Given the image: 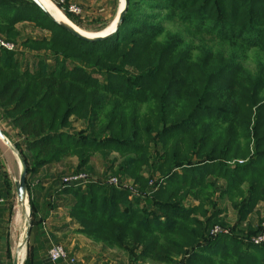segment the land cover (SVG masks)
Instances as JSON below:
<instances>
[{
	"label": "trees",
	"instance_id": "1",
	"mask_svg": "<svg viewBox=\"0 0 264 264\" xmlns=\"http://www.w3.org/2000/svg\"><path fill=\"white\" fill-rule=\"evenodd\" d=\"M0 36L19 46L0 49V113L27 164L32 228L61 197L77 234L130 264H264L251 242L264 232L251 219L264 204V0H129L99 42L32 0H0ZM96 157L129 187L102 182ZM72 158L86 186L33 194L32 176Z\"/></svg>",
	"mask_w": 264,
	"mask_h": 264
},
{
	"label": "crops",
	"instance_id": "2",
	"mask_svg": "<svg viewBox=\"0 0 264 264\" xmlns=\"http://www.w3.org/2000/svg\"><path fill=\"white\" fill-rule=\"evenodd\" d=\"M73 1L85 6V20L98 21L107 26L117 19L122 7L121 0ZM0 128L15 147L13 134L16 132L3 119L1 113ZM74 159L69 160L74 161ZM69 160L47 167L39 175L32 176L30 181L33 185V194L44 197L51 188H58V167L65 165ZM76 165V162H73V169H71L73 172H75ZM20 173L21 164L17 153L0 138V264H14L17 257H19V264H24L28 254L33 255L34 264H49V250L56 244L63 245L70 255L77 257L80 264H118L114 256L122 257V253L104 250L85 236L77 234L76 226H70L69 219H63L62 215L65 212L62 214L61 210L64 208V199L61 197H59L60 203L57 208L43 209L41 216L45 217V222L42 226L32 228L30 221L28 240L23 247V243L19 242V237L22 234V239L26 238L27 231L24 232V237V233L21 232L24 224L23 215H26V212L18 205L17 196ZM28 195V202H30V193ZM54 200L55 198L51 202ZM28 204L30 206V203Z\"/></svg>",
	"mask_w": 264,
	"mask_h": 264
},
{
	"label": "rangeland",
	"instance_id": "3",
	"mask_svg": "<svg viewBox=\"0 0 264 264\" xmlns=\"http://www.w3.org/2000/svg\"><path fill=\"white\" fill-rule=\"evenodd\" d=\"M51 3H53L55 6H56V8L60 11V13L63 15V17L68 21V23H72L79 31H81L82 33H84L85 35H87V36H98V35H104V34H106V33H108V31L112 28V26L114 25V23H115V21L110 25V26H108L106 29H104L103 31H100V32H97V31H95V30H92V28H94V29H96L97 27H99L100 26V24H98V23H93L92 21H90V20H85L84 19V16H85V6L84 5H80V4H78L82 9H83V13H84V15L82 16V15H76V16H79L81 19H82V22H83V26L81 27V26H78L77 24H75L73 21H71V19H69L68 18V16H66L64 13H63V11L61 10V8L58 6V4H57V0H49ZM73 2H75V1H73ZM76 3V2H75ZM29 26H31V28H29V27H27V32L29 33V34H32V33H34L35 35L36 34H38L39 33V31H33V29H32V25H29ZM1 38H3V39H5V40H7L6 38H4L3 36H0ZM12 43H14V44H17L18 45V43H15V42H12ZM252 63H250V66L252 67V65H251ZM83 127V125L82 124H76V129H81ZM13 137H14V139H15V141L16 140H18V137H17V135L16 134H13ZM73 162H76V164H77V160L76 159H74V161L73 160H69L65 165L64 164H62L63 166H60V168L58 167V172H59V175L57 176V178L59 179V178H62L63 176H65V175H70V174H73L74 172L71 170V169H73ZM94 165H95V169H96V173L99 175V176H104L103 174L104 173H102V172H105L106 171V164L103 162V160L101 159V157H96L95 158V160H94ZM63 175V176H62ZM112 177V175H109L108 174V176L105 174V179H107L108 177ZM223 205H224V207H226L227 208V214H228V216H229V219H230V221H232V222H235V220H236V212L233 210V208L231 207V205L229 204V203H226V204H224L223 203ZM61 212H62V214L64 213V212H66V210L63 208L62 210H61ZM24 216V224H23V226H22V232L21 233H26V231H27V227H29V223H30V221H31V219H29L25 214L23 215ZM62 216H64V215H62ZM251 219H252V223L254 224V226H258L259 225V223L260 222H262L261 224H263L262 226H264V204H261L259 207H258V209H257V212H255L254 214H253V216L251 217ZM25 233H24V237H25ZM23 238V235L22 234H20V237H19V242L21 241V243H23V240L25 239H22ZM120 253V252H119ZM114 258L115 259H117V262H118V264H130V263H128L129 262V260H128V258L125 256V255H123L122 257H120V256H114ZM128 261V262H127Z\"/></svg>",
	"mask_w": 264,
	"mask_h": 264
},
{
	"label": "built area",
	"instance_id": "4",
	"mask_svg": "<svg viewBox=\"0 0 264 264\" xmlns=\"http://www.w3.org/2000/svg\"><path fill=\"white\" fill-rule=\"evenodd\" d=\"M60 5H66L68 4V10L69 12L75 14V15H82L83 9L75 2H69V0H57L56 1ZM0 49L7 50V51H18L19 46L7 41L0 37ZM91 181L90 177L86 174H70L65 175L62 177L60 181V185L62 186H86L87 183ZM102 182L108 185L116 186L118 188H128V183H122L117 177H109L107 179H102ZM222 232V229L220 227H217L214 231V233H220ZM251 242L255 245H261L264 244V232L255 235L253 238H251ZM48 260L49 264H80L77 257L72 256L68 253L66 248L63 245L56 244L54 245L48 253Z\"/></svg>",
	"mask_w": 264,
	"mask_h": 264
},
{
	"label": "water",
	"instance_id": "5",
	"mask_svg": "<svg viewBox=\"0 0 264 264\" xmlns=\"http://www.w3.org/2000/svg\"><path fill=\"white\" fill-rule=\"evenodd\" d=\"M34 3H36L46 14H48L55 22L60 24L62 27H64L66 30H68L71 34L74 36L88 41V42H99L102 40L107 39L108 37L112 36L117 32L119 27L124 21L125 14L127 12L128 6H129V0H121L122 1V7L119 12V15L117 19L115 20V28L113 31L106 33L104 35H99V36H87L83 34L81 31H79L72 23H67L63 21H59L55 16L39 1V0H32ZM0 138L9 146L11 147L14 152L17 153L20 164H21V173H20V180L17 184V196H18V205L21 207H24L27 203H29V190H28V168L25 160L20 156L18 151L13 147L12 143L9 141V139L5 136L3 130L0 128ZM32 216V209L29 206V212H28V218L31 219ZM29 230L30 226L27 229V237L25 238L23 242V246L27 243L28 236H29ZM14 264H19V257H17L14 261Z\"/></svg>",
	"mask_w": 264,
	"mask_h": 264
},
{
	"label": "bare ground",
	"instance_id": "6",
	"mask_svg": "<svg viewBox=\"0 0 264 264\" xmlns=\"http://www.w3.org/2000/svg\"><path fill=\"white\" fill-rule=\"evenodd\" d=\"M39 1L55 16V18H57L59 21H63V22L68 23V21L63 17V15L60 13V11L56 8V6L53 3H51L49 0H39ZM114 28H115V23L112 26V28L108 31V33L113 31ZM23 208H24L26 215L28 217L29 204L27 203Z\"/></svg>",
	"mask_w": 264,
	"mask_h": 264
}]
</instances>
